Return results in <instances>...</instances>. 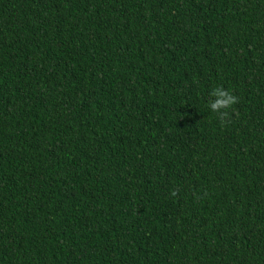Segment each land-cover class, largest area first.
I'll list each match as a JSON object with an SVG mask.
<instances>
[{
  "label": "trees",
  "instance_id": "16d2710c",
  "mask_svg": "<svg viewBox=\"0 0 264 264\" xmlns=\"http://www.w3.org/2000/svg\"><path fill=\"white\" fill-rule=\"evenodd\" d=\"M0 264H264V0H0Z\"/></svg>",
  "mask_w": 264,
  "mask_h": 264
},
{
  "label": "clouds",
  "instance_id": "9594fccd",
  "mask_svg": "<svg viewBox=\"0 0 264 264\" xmlns=\"http://www.w3.org/2000/svg\"><path fill=\"white\" fill-rule=\"evenodd\" d=\"M210 95L214 99L209 102L208 107L223 122L224 118L228 115L227 110L231 109L238 102V98L222 86L215 87Z\"/></svg>",
  "mask_w": 264,
  "mask_h": 264
}]
</instances>
